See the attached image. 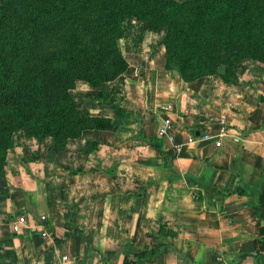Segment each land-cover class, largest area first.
Wrapping results in <instances>:
<instances>
[{
  "label": "crops",
  "instance_id": "0c3cea01",
  "mask_svg": "<svg viewBox=\"0 0 264 264\" xmlns=\"http://www.w3.org/2000/svg\"><path fill=\"white\" fill-rule=\"evenodd\" d=\"M144 33L123 54L119 79L71 89L110 128L84 129L58 152L50 137L12 133L0 173V264H264V68L239 63L233 83L184 81L164 68L162 48L149 53L157 31ZM112 87L113 104L136 120L115 114ZM31 151L36 159L25 157ZM18 215L27 224L14 232ZM150 249L159 252L133 255Z\"/></svg>",
  "mask_w": 264,
  "mask_h": 264
},
{
  "label": "trees",
  "instance_id": "16d2710c",
  "mask_svg": "<svg viewBox=\"0 0 264 264\" xmlns=\"http://www.w3.org/2000/svg\"><path fill=\"white\" fill-rule=\"evenodd\" d=\"M129 17L143 30L164 29V68L184 81L217 75L233 83L244 58L264 67V0H0V173L16 130L37 141L50 137L58 152L84 129L112 126L81 108L71 89L76 80L100 87L120 78L127 62L116 40ZM105 98L117 116L136 120ZM56 192L63 201L62 186ZM258 202L264 209V189Z\"/></svg>",
  "mask_w": 264,
  "mask_h": 264
},
{
  "label": "rangeland",
  "instance_id": "374dc122",
  "mask_svg": "<svg viewBox=\"0 0 264 264\" xmlns=\"http://www.w3.org/2000/svg\"><path fill=\"white\" fill-rule=\"evenodd\" d=\"M122 27H123V33H122V35L119 38H117L116 47L119 50V52L122 53V55H123L126 51H129V50L131 51L132 49H135V47H137V43L141 39L145 38V35H144L145 34L144 33L145 30L142 29L141 23L139 21L133 19L132 17L126 18L124 20V22L122 23ZM163 34H164V29L163 28H159L157 30V34H156L157 37H156V39L154 40L153 44L151 45V47L149 49V53L150 54L154 53L159 48H162V46L160 44V39H161ZM239 63H243L244 65H249V66L250 65L251 66H260V67L264 68L261 63L254 62L253 60L248 59V58H244V59L239 60L237 62V64L234 67V73H235L236 68H237ZM213 76L217 77L218 79H220L217 75H213ZM113 88L114 87L109 89L108 94L113 93V95H111V97H115L116 98L117 97V95H116L117 92ZM108 96H110V95H108ZM21 132H23V131H21V130L19 131L18 130V133H14L15 139H17L19 141L22 139L21 134H23L24 132L23 133H21ZM171 153H172L171 157L173 158V154H174L173 149L171 150ZM35 154H36V151L27 152V153H25V157L26 158L33 157ZM171 157L168 156V160H171ZM58 188H60V187H58ZM62 192H63V186H62Z\"/></svg>",
  "mask_w": 264,
  "mask_h": 264
},
{
  "label": "built area",
  "instance_id": "2783aa9c",
  "mask_svg": "<svg viewBox=\"0 0 264 264\" xmlns=\"http://www.w3.org/2000/svg\"><path fill=\"white\" fill-rule=\"evenodd\" d=\"M167 123L168 122L165 120V125H164L165 129H167V127H168ZM164 128L159 129V135H164L165 134V129ZM222 135H223V130L221 128L219 130L218 134H217V137H220ZM204 137H206V136H204ZM214 144L218 145V141H215ZM38 218H39V221H40L39 225H38L39 226V234L42 237H46L47 233L45 231V226L43 224V220L45 219V217L43 215H40V216H38ZM26 224H27V222H26L24 216L23 215H18L16 217H14L12 219V221H11V230L14 231V232H17V231L20 230L21 227L26 226Z\"/></svg>",
  "mask_w": 264,
  "mask_h": 264
},
{
  "label": "water",
  "instance_id": "95a60500",
  "mask_svg": "<svg viewBox=\"0 0 264 264\" xmlns=\"http://www.w3.org/2000/svg\"><path fill=\"white\" fill-rule=\"evenodd\" d=\"M195 134L197 135V132H195Z\"/></svg>",
  "mask_w": 264,
  "mask_h": 264
}]
</instances>
